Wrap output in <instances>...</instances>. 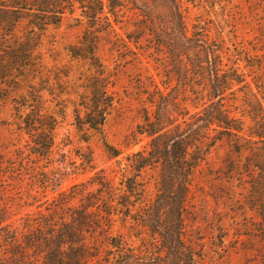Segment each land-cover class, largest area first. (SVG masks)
<instances>
[{"label": "trees", "instance_id": "obj_1", "mask_svg": "<svg viewBox=\"0 0 264 264\" xmlns=\"http://www.w3.org/2000/svg\"><path fill=\"white\" fill-rule=\"evenodd\" d=\"M167 1V13L156 15L137 0H0V111L12 105L10 124L30 137L31 153L38 158L51 157L60 118L69 109L83 141H89V133H103L115 105L112 75L98 52L103 40L128 49L129 43L148 42L166 77L165 90L151 76L141 82L146 105L136 133L148 145L127 156L130 170L118 187L96 178L92 184L97 190L78 205L70 203L74 195H66L54 201L49 214H27L22 228L0 203V264H200L203 239L187 221L191 190L199 167L208 163L213 150L225 147L228 174L253 176L246 181L251 183L247 205L263 220L257 232L264 241L263 103L247 99L243 117L234 114L231 96L236 85L247 87L244 73L236 66L226 68L222 45L206 29L194 24L190 31L183 0ZM126 9L138 10V18L132 21ZM68 16L85 25L79 44L67 48L76 67L86 69L78 73L48 69L42 50L49 31ZM117 27L126 30L125 36ZM62 76L74 78L73 83ZM181 90L195 95L196 111L185 105L189 98L180 99ZM48 102L55 104L53 110ZM105 146L114 150L107 142ZM2 156L0 182L15 169ZM151 173L157 177V191L146 203ZM117 222L137 245L113 233ZM225 236L218 247L224 246Z\"/></svg>", "mask_w": 264, "mask_h": 264}, {"label": "rangeland", "instance_id": "obj_2", "mask_svg": "<svg viewBox=\"0 0 264 264\" xmlns=\"http://www.w3.org/2000/svg\"><path fill=\"white\" fill-rule=\"evenodd\" d=\"M183 3L189 8L190 31L194 24L206 29L209 37L222 45L226 68L239 67L245 75L247 87L236 85V94L231 96L235 98L230 102L234 105V114L243 117L241 111L246 107L247 99H258L264 106V0H183ZM137 4H146L156 15L167 13V0H137ZM132 7V4L128 6ZM125 13L133 18L132 21L139 14L138 10L131 9H126ZM127 23L122 25L128 26ZM84 26L68 16L59 28L49 31L50 37L45 39L42 47L48 69L55 66L78 73L79 68L71 60L67 48L79 44ZM117 29L125 36L124 28ZM147 44L146 41L140 46L129 43L128 49L106 40L101 42L98 52L112 75L110 89L115 96V105L103 133H89L88 142L82 140L69 109L64 118H60L51 157L38 158L31 153L30 137L10 124L12 105L7 103L2 107L0 155L4 161L14 163L11 168L15 169L0 182V203L6 204L9 216L17 226L23 227L27 214L36 218L40 212L51 213L58 202L54 201L65 199L66 195H74L70 203L78 205L88 192L97 190L98 186L92 184L96 178L104 177L118 187L122 174L129 173L127 156L148 145V139L136 133L141 108L146 105L141 82L151 76L161 89H166L164 69L157 60L159 56ZM72 80L74 78L62 76V81L72 84ZM170 85L174 87L176 81H171ZM179 93L180 99L189 98L185 105L191 112L196 111L191 100L195 95L188 90ZM197 103L199 109L202 108V102L197 100ZM48 106L50 110L55 108L53 102H48ZM105 142L114 150H109ZM228 153L227 147L213 150L208 163H203L197 170L191 190L193 207L189 208L187 221L203 239L204 259L200 264H261L264 241L258 236L257 229L263 220L247 205L251 183L246 181H251L253 176L228 174ZM156 178L152 173L148 176L146 203L156 195ZM62 193L65 196H61ZM113 233L123 235L135 245L139 243L120 222L115 224ZM223 235H226L224 246L218 247Z\"/></svg>", "mask_w": 264, "mask_h": 264}]
</instances>
